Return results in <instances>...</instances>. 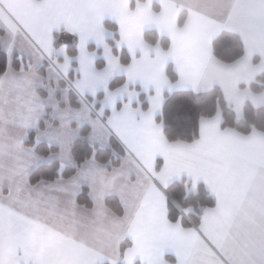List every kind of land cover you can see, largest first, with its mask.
Listing matches in <instances>:
<instances>
[{
	"label": "crops",
	"instance_id": "obj_1",
	"mask_svg": "<svg viewBox=\"0 0 264 264\" xmlns=\"http://www.w3.org/2000/svg\"><path fill=\"white\" fill-rule=\"evenodd\" d=\"M0 27L8 60L0 76V264H264V132L222 128L218 110L200 118L196 140L170 142L158 121L175 91L218 87L237 119L247 102L264 107V84L250 88L264 73V0H0ZM147 30L168 38V48L146 42ZM222 31L243 42L233 63L213 54ZM61 33L74 56L65 41L55 47ZM15 56L24 60L19 69ZM116 77L125 81L111 90ZM85 125L91 145L118 140L120 164L91 158L69 178L31 185L40 166L74 164L71 145ZM32 131L35 144L57 152L28 146ZM182 179L216 200L191 228L168 219L166 190ZM83 188L91 207L77 201ZM111 196L121 214L106 204Z\"/></svg>",
	"mask_w": 264,
	"mask_h": 264
},
{
	"label": "trees",
	"instance_id": "obj_2",
	"mask_svg": "<svg viewBox=\"0 0 264 264\" xmlns=\"http://www.w3.org/2000/svg\"><path fill=\"white\" fill-rule=\"evenodd\" d=\"M184 14L179 18V25L184 22ZM105 26L113 30L115 25L109 21H105ZM3 30L0 27V37ZM55 47H59L63 41L68 43L69 55L74 56L76 53L73 42L69 43L66 34H55ZM144 39L150 44L160 43L164 49L169 46V40L166 37H160L156 31L147 30L144 33ZM91 49L92 46H90ZM212 50L214 56L224 62L233 63L241 58L244 54V45L238 34L222 31L217 35L212 42ZM114 54H118L117 50L113 49ZM121 62L126 64L129 59L127 53L122 51L120 54ZM21 60L15 56L12 66L16 69L20 68ZM8 60L7 54L0 42V76L7 69ZM167 74L172 81L176 80V74L172 71L171 66H168ZM125 79L123 77L114 78L109 84V89L113 90L122 85ZM64 85V81H60ZM264 73L257 77L256 82L251 84L250 88L254 92H259L263 89ZM102 93L97 95L100 99ZM71 105L78 106L75 95L70 92ZM218 110H221L223 122L222 128H233L243 134H249L253 129L264 132V107L254 108L251 103L247 102L243 108V117L237 119L235 112L224 99L223 93L218 87L201 93L195 94L192 91H175L167 94L163 105L162 114L158 117V121L164 126V135L170 142L183 141L193 142L199 137V120L202 117H213ZM39 127H43V122H40ZM90 132V127L85 125L81 129V137L75 139L71 145V154L74 159L73 165L65 166L62 171L58 161L51 164L43 165L31 172L29 183L34 185L42 180L53 181L60 177L69 178L73 176L86 161L94 158L102 164H109L116 167L120 164L121 158L125 155V150L118 140L111 136L110 147L104 148L97 145H91L86 136ZM34 131L30 132L27 141L28 146L35 145L36 151L41 155H49L57 152V147L49 146L46 143L35 144ZM192 183L186 179L177 180L171 183L167 188L168 194V219L171 222H180L184 227L191 228L198 226L201 222V217L204 211L215 206V197L208 191L204 184L199 183L192 189ZM80 204L91 207L92 202L88 195L87 188H83L77 197ZM106 204L117 214H121L122 208L116 197L111 196L106 198ZM189 210L185 215L184 211ZM128 243H123L120 246V255L122 256Z\"/></svg>",
	"mask_w": 264,
	"mask_h": 264
}]
</instances>
